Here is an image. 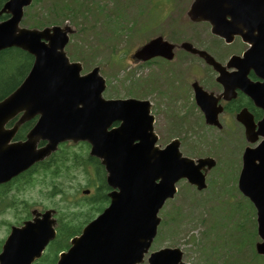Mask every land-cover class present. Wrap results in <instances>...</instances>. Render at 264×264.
I'll list each match as a JSON object with an SVG mask.
<instances>
[{
	"label": "water",
	"instance_id": "water-1",
	"mask_svg": "<svg viewBox=\"0 0 264 264\" xmlns=\"http://www.w3.org/2000/svg\"><path fill=\"white\" fill-rule=\"evenodd\" d=\"M31 3L8 0L0 11V16L9 15L0 21V52L18 48L34 57L22 84L0 101V185L50 157L62 143L87 142L90 156L100 160L107 172V184L113 190L111 204L71 240L70 249L61 254L57 264H141L157 236L159 212L175 197L178 182L187 180L198 190L205 189L206 174L215 162L207 159L196 164L183 158L177 140L159 151L156 137L152 138L153 119L147 103L106 100V81L100 68L82 75V64L71 63L65 51L69 35L74 33L70 26L43 30L20 27L24 10ZM188 15L195 22L210 23L213 34L228 43L240 36L251 46L242 60L263 83H250L247 92L264 110V0H194ZM185 47L192 48L189 44ZM172 48L158 38L144 46L137 57L147 60L163 51L168 55ZM196 52L217 72H224L209 54ZM198 94L202 105L207 97ZM35 118L27 140L12 142L19 128ZM240 119L252 144L264 138V119L258 126L250 115ZM207 120L213 124L215 117L208 113ZM41 141L46 145L38 149ZM239 190L256 208L261 239L256 251L264 256V141L246 150ZM55 213L35 210L31 221L21 228L12 227L0 253V264H33L39 260L57 236ZM149 264H185L183 252L163 249L151 254Z\"/></svg>",
	"mask_w": 264,
	"mask_h": 264
},
{
	"label": "rangeland",
	"instance_id": "rangeland-1",
	"mask_svg": "<svg viewBox=\"0 0 264 264\" xmlns=\"http://www.w3.org/2000/svg\"><path fill=\"white\" fill-rule=\"evenodd\" d=\"M75 1H68L72 7V13H69L71 16L64 11L66 7L62 0H44L37 8L39 11L36 15L37 18H41V13L47 12L52 4L60 8V11H57V20H60V24L57 26H71L75 31L66 48L70 60L83 64V74L95 67L101 68V74L107 81L105 93L107 98L132 96L130 89L136 71L131 63V55L135 50L160 34L179 40L188 36L186 31V25L190 24L188 11L194 2V0H83L82 5L85 8L83 10L77 2L74 3ZM166 16L180 20L181 24L177 27L179 31L174 30V25L165 23ZM22 26L30 28L27 24ZM197 27L203 44L211 45L215 38L210 33V26L200 24ZM173 32L174 35L171 34ZM178 136L179 132H167L166 138L170 141ZM68 146L67 155L65 157L58 155L55 157L56 161H51L49 165L61 159H72L68 154L76 148L72 145ZM190 146L194 148V153L199 151L204 156L214 151L210 144L197 143L195 146L193 144ZM83 154L87 155L89 151L84 150ZM44 167L43 165L34 172H39ZM225 167L221 164L209 173L208 188H210L201 194L186 181L178 184L177 195L165 204L159 214L162 224L150 253L164 248H179L184 253L183 261L186 264L215 262L223 264L225 260H217L213 257V247L220 245L221 248H228L231 241L235 240L234 233L240 238L236 241L239 247L237 253L233 252L240 262L236 264L242 262L264 264L261 257L256 258L255 244L260 241V238L254 235L255 230L257 234L256 213L251 203L249 204L238 191L239 168L236 165L231 169ZM78 168L75 167L70 176H62L58 179L64 185L68 195L67 200H63V196L58 195L51 197L54 189L49 175L38 176L40 181L33 187L25 190L22 188L21 195L19 190L13 189L11 185L12 189L8 192L6 203L0 204V241L7 239L12 226H20V221L21 225L27 221L28 214L33 210L40 212L56 210L59 220V211L66 213L67 206H72V212L84 214L81 219L88 214H94L96 217L98 213L95 211L89 213L90 206L82 200L88 197L82 194L83 190L90 189L89 196L92 198L94 190L97 191L99 185L95 180L93 163L88 164L87 170L86 167L79 170ZM95 200L97 201L98 198ZM78 201L82 202L78 208H82L83 211L73 208ZM165 221L166 224H163ZM47 253L53 254L50 247ZM221 256H225L223 252ZM144 264H148L147 258Z\"/></svg>",
	"mask_w": 264,
	"mask_h": 264
},
{
	"label": "flooded vegetation",
	"instance_id": "flooded-vegetation-1",
	"mask_svg": "<svg viewBox=\"0 0 264 264\" xmlns=\"http://www.w3.org/2000/svg\"><path fill=\"white\" fill-rule=\"evenodd\" d=\"M174 19L166 18L165 23L174 25V30L179 31L177 27L181 24L180 20ZM189 23L186 25L188 36H184L183 40L166 34L157 36H162L165 41L173 45L168 55L163 51L151 59L143 60L137 57L138 50L134 51L131 63L136 74L132 77L130 89L132 96L129 98L147 103V111L154 121L153 132L157 137L156 147L159 150L165 149L172 140L179 139L180 150L186 157H196L194 158L196 160L213 158L217 167L221 164L230 169L234 165L238 166L237 181H239L244 153L255 146L250 145L246 136V126L239 117L251 115L257 125L263 120V109L256 105L247 92L250 83L260 84L263 81L252 68L249 69V63L242 60L249 49V44L240 36H236L231 43H226L223 39L212 35L216 39L211 45H205L198 34L197 26L200 23H193L191 20ZM153 39L155 38L150 41ZM187 44H191L192 48L185 47ZM160 45L164 49L163 44ZM198 50L207 51L216 62L221 64V70L224 72L222 74L217 72L200 53L196 52ZM199 87L209 95L208 100L202 105L200 100L198 101ZM206 112L211 115L218 113L216 125L207 123ZM117 126L119 125L116 124L115 127ZM167 132H179V136L167 141ZM28 133L21 135V139L16 135L14 141H25ZM261 141L262 139L259 142ZM197 143L210 144L214 151L206 156L201 155L199 151L194 153V148L190 144L195 146ZM42 144L44 145L40 143L39 146H43ZM96 163L101 166L100 162ZM103 172H105L104 168ZM101 177L98 175L99 179ZM19 178L18 190L21 195L23 179L21 176ZM99 179L95 180L99 181L97 187L99 192L104 194L105 209L110 204L111 189L107 185L106 173L101 179L102 182Z\"/></svg>",
	"mask_w": 264,
	"mask_h": 264
},
{
	"label": "trees",
	"instance_id": "trees-1",
	"mask_svg": "<svg viewBox=\"0 0 264 264\" xmlns=\"http://www.w3.org/2000/svg\"><path fill=\"white\" fill-rule=\"evenodd\" d=\"M6 0H0V8L3 6L4 2ZM44 0H34L32 6L30 9L27 11L26 18L24 20V24L29 25L32 28H43L46 26H51V25H58L60 24V20H57V11H60V8H58L56 5L52 4L51 8L48 9L47 12H42L41 13V18H37L36 12L39 11L37 8L40 6V4ZM63 4L65 5V12L71 14L72 13V7L69 4V0H62ZM76 2L82 7L83 10L85 8L83 7L82 3L83 0H76ZM89 8V7H88ZM74 13V12H73ZM69 14V15H70ZM71 16V15H70ZM33 19H32V18ZM7 16H3L0 18V20L6 19ZM33 57L29 55L28 53L20 50V49H8L5 51L0 52V101L5 99L7 96H9L11 93H13L23 82V80L26 78L28 75L32 65H33ZM36 120H33L31 122H28L24 124L20 130H19V137L21 135H25L26 132H29L31 128L34 126ZM13 125V123H11ZM84 144H82L83 146ZM63 150V148H62ZM69 149L63 150L62 153L60 152L59 156L65 157L66 152L68 153ZM84 153V146L83 148H79L78 150H71L68 154V156H72L73 162L69 161L68 159H61L58 160L56 163L49 165L47 167V164L44 165L45 167L42 168L39 172H37L34 175V172L30 171L24 175H22L21 179V189L22 187L27 189L28 187H33L35 184H37L40 180L37 178L40 175H43L44 177L49 175L52 181V186H53V193L51 194V197L58 195V196H63V200H67L68 195L66 193V190L64 189V185L61 181H58V179L62 176H70L72 173V170L75 169V167L87 170V161L85 159V154ZM56 161V160H55ZM89 163V162H88ZM75 164V166L73 165ZM44 179V178H43ZM43 181V180H41ZM19 178L15 179L11 184L5 185L0 187V204H5L6 203V198L8 196V192L11 191V189H18L19 188ZM11 185L12 188H11ZM98 200L96 201L95 199L91 202H88L87 204L90 206L89 207V213L90 212H101L102 211V202H104V197L103 193L98 192ZM81 201L76 202V205L73 206L75 209L81 210L82 208H78V206L82 205ZM1 205V207H2ZM101 206V207H100ZM72 207V206H71ZM71 207L67 206L66 213H63L59 211V226H58V237L57 239L50 244V248L52 250V253H47L42 260L40 261L39 264H55L58 259V254L61 251H64L70 247L69 242L70 240L79 235L82 232V229L84 226L93 220L95 218V215H86L84 219H81L84 214H78L77 212L74 213L71 211ZM83 211V210H81ZM73 215V217H71ZM229 216V214H228ZM30 218V214H28L27 219ZM68 218V219H67ZM166 224V221L164 222ZM235 240L231 241V244L228 248H221L220 245H215L213 247V257L216 258L217 260L223 259L225 262L223 264H236L240 263L239 259L236 257V255L233 252L237 253V249L239 247L238 244H236V241H239L238 239L239 236L235 235ZM254 235L257 237L256 230L254 232ZM215 240V244H216ZM3 244V241H0V249L1 245ZM228 249V251H225ZM221 252L225 256H221ZM239 257V255H238ZM256 258H259L256 256ZM219 262L211 263V264H218ZM241 264H247L246 262H242Z\"/></svg>",
	"mask_w": 264,
	"mask_h": 264
}]
</instances>
